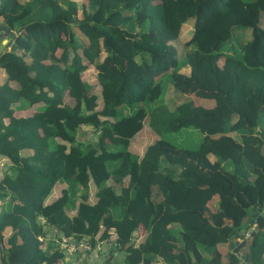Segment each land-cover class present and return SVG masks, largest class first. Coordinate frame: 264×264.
<instances>
[{
	"label": "trees",
	"instance_id": "trees-1",
	"mask_svg": "<svg viewBox=\"0 0 264 264\" xmlns=\"http://www.w3.org/2000/svg\"><path fill=\"white\" fill-rule=\"evenodd\" d=\"M0 16L12 37L0 51V160L10 159L0 176V264L61 259L39 238L44 224L89 244L111 227L127 264L156 255L164 264H264V0H1ZM189 19L184 75L171 41ZM237 28L250 38L232 42ZM89 67L99 92L83 76ZM162 73L170 106L153 105L167 90ZM146 122L156 137L136 158L128 141ZM82 125L93 141L78 139ZM189 127L202 134L195 145L168 138ZM90 181L96 201L83 196L69 214L70 193Z\"/></svg>",
	"mask_w": 264,
	"mask_h": 264
},
{
	"label": "rangeland",
	"instance_id": "rangeland-1",
	"mask_svg": "<svg viewBox=\"0 0 264 264\" xmlns=\"http://www.w3.org/2000/svg\"><path fill=\"white\" fill-rule=\"evenodd\" d=\"M23 2H26L27 0H21ZM68 1H75L77 5L80 7L81 3L85 0H61V3L66 5ZM3 19L0 16V25L2 23ZM193 30V20L189 19L188 23L184 24L179 32L178 35H176L171 43L175 45L178 51V64L175 67V70L180 71L182 74L188 75L190 73V65L186 62V56L185 52H188L190 50V46L186 44V41L189 39L191 33ZM3 32L2 29H0V34ZM16 33V32H14ZM251 36L250 30L248 28L244 29H235L232 35V42L234 43H240V41L243 39V41L249 39ZM11 35L9 37H1L0 38V51L3 49H9L10 43H11ZM219 62H223V57H220ZM174 69V68H173ZM165 73H162L159 78H161ZM83 76L92 86V91L99 92L100 87L96 82L95 77V69L93 67H89L86 70L83 71ZM5 73L2 68H0V81L4 80ZM165 78L162 77L161 82L163 81L164 89H167L165 92H163L162 97L160 101L154 103L153 105L156 106V104L160 103H166L168 106L172 105V101H170V97L175 96V93L171 91L167 84H166V78L165 81L163 80ZM9 82L13 86H17V82L14 80H9ZM178 97V96H177ZM68 103H73V100L69 97H67ZM203 103L206 105H212L213 100L212 99H206L203 100ZM99 104H101V99H99ZM126 109V108H125ZM17 113V112H16ZM104 118V117H103ZM147 119V117L145 118ZM172 134L171 136H168V138L174 142L175 144L179 146H192L195 145L198 140L201 139L202 134L199 130H196L195 128H187V130L182 129L178 132L169 133ZM233 135H236V132H232ZM97 133L94 132L92 127L90 125H82L78 131H77V137L79 140H94L97 136ZM156 137V133L153 131L151 126L146 122L143 127L137 131L134 135H132L129 138L127 149L130 150L136 158H140L145 150L146 143L153 140L152 138ZM258 139L252 138L246 142V145L253 146ZM22 154H26V151L23 149L21 150ZM211 156V155H210ZM10 163V159L5 157L0 160V176H2L3 169L6 168L8 170L7 165ZM161 166L163 167L164 164L162 163ZM64 187V183H56L50 195L47 197L46 200H51L52 198L60 195V192L62 188ZM97 191L96 185L93 183V181L89 182V185L87 188H82L80 186H76V192L70 193V199L71 203H69L66 210L69 214H73L76 212L79 201L83 198V196H86V198L94 202L95 199V192ZM152 196L156 201H159V194L156 191V188L153 187V193ZM10 199V197H8ZM0 198V202H1ZM113 213L115 217H120L123 213L122 207H115L113 209ZM40 221H43L42 218H39ZM44 229L46 231L45 236H39V238L42 240V244L46 245L48 242H54L56 246L60 247L64 255L61 259H57L52 264H103V261L106 258H111L113 261L116 262V264H127L124 261V252L121 251L118 247H114V230L110 227L108 228V236L107 238H102L101 233H99L95 236V241L92 243L90 241V244L84 245V246H73V245H64L63 244V238L67 237L66 235L62 234L61 232L56 231L55 228L52 226H48L44 224ZM8 230H5L4 233H8ZM144 236L140 234V232H134L132 235V241L134 243H138L140 240L143 239ZM77 242H80L81 240H84V237L81 236L79 239H76ZM59 241V243L57 242ZM59 244V245H58ZM218 247L220 251L222 252V257L225 258V254L228 251V245L226 243H220L218 244ZM247 248V245L243 247V249ZM154 258V257H153ZM144 264V263H139ZM152 264H164V261L160 258V256L156 255L155 258L152 261Z\"/></svg>",
	"mask_w": 264,
	"mask_h": 264
},
{
	"label": "built area",
	"instance_id": "built-area-1",
	"mask_svg": "<svg viewBox=\"0 0 264 264\" xmlns=\"http://www.w3.org/2000/svg\"><path fill=\"white\" fill-rule=\"evenodd\" d=\"M84 237V240H81L80 242H77V240L74 238V236H67L66 238L64 237L63 238V244L64 245H73V246H75V247H77V246H84V245H87V244H89V239L86 237V236H83ZM58 243H59V241H57ZM59 245V244H58ZM59 249H61L60 247H59Z\"/></svg>",
	"mask_w": 264,
	"mask_h": 264
},
{
	"label": "water",
	"instance_id": "water-1",
	"mask_svg": "<svg viewBox=\"0 0 264 264\" xmlns=\"http://www.w3.org/2000/svg\"><path fill=\"white\" fill-rule=\"evenodd\" d=\"M0 4H1V0H0ZM0 29L3 30V32L0 34V38L1 37H9L11 35L9 28L6 25H0Z\"/></svg>",
	"mask_w": 264,
	"mask_h": 264
},
{
	"label": "clouds",
	"instance_id": "clouds-1",
	"mask_svg": "<svg viewBox=\"0 0 264 264\" xmlns=\"http://www.w3.org/2000/svg\"><path fill=\"white\" fill-rule=\"evenodd\" d=\"M88 238V237H87ZM89 239V238H88Z\"/></svg>",
	"mask_w": 264,
	"mask_h": 264
}]
</instances>
